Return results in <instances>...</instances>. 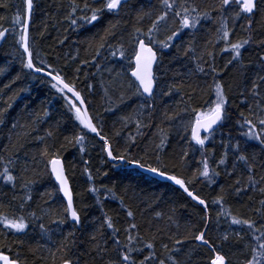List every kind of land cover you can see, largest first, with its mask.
Here are the masks:
<instances>
[{"label": "snow or ice", "instance_id": "obj_1", "mask_svg": "<svg viewBox=\"0 0 264 264\" xmlns=\"http://www.w3.org/2000/svg\"><path fill=\"white\" fill-rule=\"evenodd\" d=\"M16 9L0 42L13 38L22 71L58 94L74 123L70 134L57 122L0 145V264H264V0H60L63 20L53 21L66 31L107 20L60 67L34 46L35 0ZM88 65L96 71L82 72ZM97 77L103 110L116 117L110 133L78 87L93 93ZM17 95L0 106V125ZM89 134L102 153L95 169L83 158ZM174 136L186 145L178 152ZM217 138L219 154L208 147ZM69 148L83 160V192L72 186ZM121 165L171 182L185 199L169 204L115 182ZM221 177L214 195L202 194L198 186Z\"/></svg>", "mask_w": 264, "mask_h": 264}, {"label": "trees", "instance_id": "obj_2", "mask_svg": "<svg viewBox=\"0 0 264 264\" xmlns=\"http://www.w3.org/2000/svg\"><path fill=\"white\" fill-rule=\"evenodd\" d=\"M18 2L19 0H8L10 7L0 8V25L5 27L11 25L17 10L16 5ZM59 2L60 0H35L36 10L31 27L32 35L36 41L34 46L41 52V55L47 53L45 59L51 61L58 67L66 63L63 59L64 56L76 55V48H82V45L75 42L93 35L95 32L100 31L102 26L107 24L106 19L102 20L98 22L97 26L93 28L91 32L87 33H84L83 30L80 32H73L71 30L66 31V22L56 24L53 21V17L63 20L62 13L58 11ZM150 2H155V0H140V3L143 4H148ZM41 32H44L43 38H41ZM64 34H67L69 39L65 41L63 45H60L58 39L63 38ZM16 47L11 36H8L7 42H0V106L5 105V101L8 100V97L11 96L13 92L18 93L12 107L6 114L5 124L0 125V145L7 144V138L9 136L15 133L31 131L32 127L37 129L35 132H32V136L43 135L48 129L55 128L57 122L60 124L61 133L70 134L73 131L72 124L74 122L70 119V113L63 107V101L58 97V94H54L47 86L25 75L27 70L22 71L21 69L19 57L16 54ZM249 52L255 55L251 49H249ZM83 55L84 53L81 50L80 57H83ZM57 56H60L61 59L57 60ZM72 63L74 64V62ZM101 63H103V61ZM95 71L96 68L91 65L85 66L82 69V72L93 73ZM18 74L20 75V79L12 84V81ZM69 78H71L70 70ZM81 80H83L82 74ZM93 82L96 83V90L93 93H89L88 90L84 88L83 84H78V87L83 88L84 94L92 101L90 105L91 109L100 115L101 120H103L106 125L105 130L110 133L116 117L112 113L104 112L103 107L105 106V100L103 98V89L99 87V78H93ZM6 84H11V88H5L4 85ZM21 89H23V91H20ZM130 103L132 102L130 101ZM44 110L49 112L48 117H43L42 113ZM232 111L234 112L235 109ZM32 121L37 122L33 125ZM13 123H17L16 129L11 127ZM22 125L25 127H21ZM117 127H119V125H117ZM85 143L87 151L83 154V158L90 159V167L95 169L102 155L100 151V142L98 140H92L91 134H89V139ZM172 143L177 152L180 150L181 146H186L184 141L178 140L175 136L173 137ZM93 144L96 146L92 147ZM27 147L34 149L36 145L32 141H29ZM208 147L215 148L217 154H219V138L216 139L215 143H210ZM64 158L70 169L73 188L77 192H83L89 182L87 181V177L82 174L84 165L81 154L78 152L77 148H69L64 152ZM197 158H199L198 154ZM105 170H107L106 167ZM113 175L115 182L130 185L137 191L142 194H147L148 196H162L164 201H167L169 204L179 203L185 199L183 193L176 187L156 181L149 176L142 175L136 170H126L119 167L114 170V173L110 172V176ZM104 182L108 183V178H105ZM223 182L224 178L221 177L218 179L217 185L211 187H198L203 195L210 197L215 194V191H218V185ZM50 186L51 183L45 179L40 185V189L43 190ZM106 203L109 209L114 210L118 208V203L116 201H109ZM162 206L167 207L166 204ZM235 207H238V205H235ZM87 212L89 217L99 214L96 208H89ZM180 215L186 219L188 217V212L184 209H180Z\"/></svg>", "mask_w": 264, "mask_h": 264}, {"label": "water", "instance_id": "obj_3", "mask_svg": "<svg viewBox=\"0 0 264 264\" xmlns=\"http://www.w3.org/2000/svg\"><path fill=\"white\" fill-rule=\"evenodd\" d=\"M127 168H129V169H133V168H131V167H129V166H127ZM135 170H136V169H135ZM137 170H139V169H137ZM139 171L142 172L141 170H139ZM142 173L145 174V175L150 176L152 179H154V180H156V181L171 184V182L166 181V180H162V179H160L159 177H155V176H153V175L150 174V173H147V172H142ZM171 185H172V184H171ZM173 186H174V185H173ZM174 187H176V186H174ZM176 188H177V187H176ZM177 189H178V188H177Z\"/></svg>", "mask_w": 264, "mask_h": 264}, {"label": "bare ground", "instance_id": "obj_4", "mask_svg": "<svg viewBox=\"0 0 264 264\" xmlns=\"http://www.w3.org/2000/svg\"><path fill=\"white\" fill-rule=\"evenodd\" d=\"M122 169H126V170H135V169H129V168H127V166L126 165H121L120 166ZM136 171H138L139 173H141L142 175H145V174H143L142 172H140L139 170H137L136 169ZM146 176H148V175H146ZM150 177V176H149ZM161 183H163V182H161ZM166 184H169V183H166ZM171 185V184H170ZM173 186V185H172Z\"/></svg>", "mask_w": 264, "mask_h": 264}]
</instances>
